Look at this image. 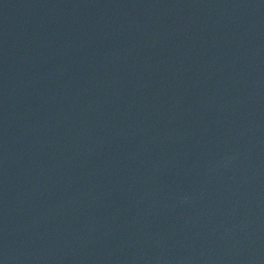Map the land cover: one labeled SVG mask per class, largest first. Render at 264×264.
<instances>
[{"label": "water", "instance_id": "95a60500", "mask_svg": "<svg viewBox=\"0 0 264 264\" xmlns=\"http://www.w3.org/2000/svg\"><path fill=\"white\" fill-rule=\"evenodd\" d=\"M0 264H264V0H0Z\"/></svg>", "mask_w": 264, "mask_h": 264}]
</instances>
